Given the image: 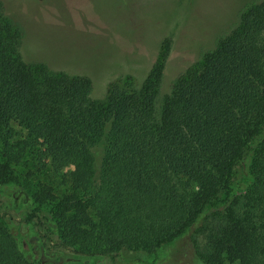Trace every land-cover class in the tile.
Listing matches in <instances>:
<instances>
[{
	"label": "trees",
	"instance_id": "trees-1",
	"mask_svg": "<svg viewBox=\"0 0 264 264\" xmlns=\"http://www.w3.org/2000/svg\"><path fill=\"white\" fill-rule=\"evenodd\" d=\"M14 1L78 46L98 44L103 13L119 16L118 29L96 27L112 33L98 60L118 56L108 41L127 30L131 0ZM6 6L0 264H264V0L244 1L167 88L164 35L141 85L123 75L102 100L87 76L27 63Z\"/></svg>",
	"mask_w": 264,
	"mask_h": 264
},
{
	"label": "rangeland",
	"instance_id": "rangeland-1",
	"mask_svg": "<svg viewBox=\"0 0 264 264\" xmlns=\"http://www.w3.org/2000/svg\"><path fill=\"white\" fill-rule=\"evenodd\" d=\"M4 1L9 16L23 24L26 32L21 47L24 60L29 64L44 63L54 71L87 76L92 81V98L102 100L108 85L116 80L123 81V75L131 76L134 85H141L164 35L171 36L174 43L165 69L167 88L173 78L196 62L200 49L209 45L216 34L226 30L236 20L237 11L246 0H131L127 8V30L124 27L120 35L108 41L117 49L118 56L100 61V53L109 48L104 40H108L112 33L102 35V29L96 27H122L124 22L118 21L119 16L111 17L103 13L101 20L94 23L97 32L88 31L96 37L94 39L99 40L98 44L93 40L78 46L55 38L59 34L56 30L50 35L40 24L34 25L26 11L16 5V1ZM104 1L111 4L114 0ZM89 5L94 11L93 1L85 2V7ZM67 30L69 36L78 33L74 28ZM170 249L168 247L161 251L162 260L168 258ZM80 264H108V261L92 257Z\"/></svg>",
	"mask_w": 264,
	"mask_h": 264
}]
</instances>
